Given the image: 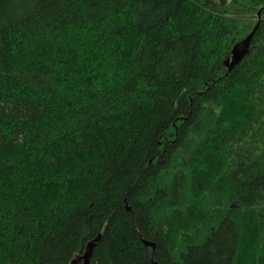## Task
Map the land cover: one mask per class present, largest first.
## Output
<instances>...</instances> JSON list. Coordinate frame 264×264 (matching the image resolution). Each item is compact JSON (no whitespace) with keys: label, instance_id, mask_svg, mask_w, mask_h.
Listing matches in <instances>:
<instances>
[{"label":"trees","instance_id":"trees-1","mask_svg":"<svg viewBox=\"0 0 264 264\" xmlns=\"http://www.w3.org/2000/svg\"><path fill=\"white\" fill-rule=\"evenodd\" d=\"M98 235L91 264H264V0H0V264Z\"/></svg>","mask_w":264,"mask_h":264},{"label":"water","instance_id":"water-1","mask_svg":"<svg viewBox=\"0 0 264 264\" xmlns=\"http://www.w3.org/2000/svg\"><path fill=\"white\" fill-rule=\"evenodd\" d=\"M257 28H258V24L254 28L252 33L243 42H241L240 44L235 46L234 49L231 51V53H230L231 55H229L228 59L224 63L225 67H227L229 72L232 71L234 69V67L237 66L243 60L246 53H248V51H249L248 49L250 48L252 38H253ZM101 239H102L101 235H98V237L96 239L91 241L86 246V249L84 251L83 256L77 258L71 264H79L80 262H82L83 264H90L93 253H94V249L101 242ZM144 244H145V246H147L151 249H154V247H155L154 244H151L148 242H144ZM154 264H156V263H154Z\"/></svg>","mask_w":264,"mask_h":264},{"label":"bare ground","instance_id":"bare-ground-1","mask_svg":"<svg viewBox=\"0 0 264 264\" xmlns=\"http://www.w3.org/2000/svg\"><path fill=\"white\" fill-rule=\"evenodd\" d=\"M233 49H234V48H233ZM233 49H232V50H233ZM248 50H249V49H248ZM246 55H247V53H246ZM246 55L244 56V58L246 57ZM95 239H96V238H95ZM91 260H92V259H91ZM73 261H74V260H73ZM73 261H72V262H73ZM72 262H71V263H72ZM80 263H81V262H80ZM80 263H79V264H80ZM82 264H83V263H82ZM90 264H91V263H90Z\"/></svg>","mask_w":264,"mask_h":264}]
</instances>
